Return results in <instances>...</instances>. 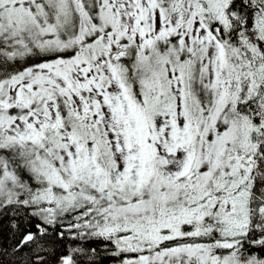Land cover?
Returning <instances> with one entry per match:
<instances>
[{
    "label": "snow or ice",
    "instance_id": "1",
    "mask_svg": "<svg viewBox=\"0 0 264 264\" xmlns=\"http://www.w3.org/2000/svg\"><path fill=\"white\" fill-rule=\"evenodd\" d=\"M0 264H264V0H0Z\"/></svg>",
    "mask_w": 264,
    "mask_h": 264
}]
</instances>
